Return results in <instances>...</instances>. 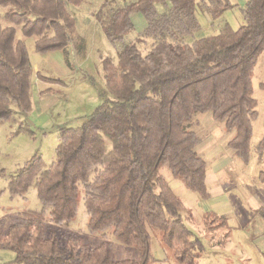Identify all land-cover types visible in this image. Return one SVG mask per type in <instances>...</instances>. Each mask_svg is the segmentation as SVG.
I'll use <instances>...</instances> for the list:
<instances>
[{
	"label": "trees",
	"instance_id": "1",
	"mask_svg": "<svg viewBox=\"0 0 264 264\" xmlns=\"http://www.w3.org/2000/svg\"><path fill=\"white\" fill-rule=\"evenodd\" d=\"M84 1L0 0V7L10 8L5 18L21 26L25 37H38L34 49L44 55L68 47L75 22L67 5L79 7ZM121 1L112 6L106 0L94 13L117 54V60L101 57L106 98L79 126L59 130L49 166L36 154L8 180L11 198L36 189L41 209L20 211L0 235V246L16 254L4 264H161L153 240L178 264H199L207 249L188 226L183 213L193 221L192 213L163 170L188 191L210 198L207 162L197 152L202 141L190 128L198 113L222 123L232 133L227 147L243 164L251 161L264 0H247L239 8L238 27L223 20L236 8L229 0ZM201 13L219 24L217 33L196 37L203 30ZM134 14L147 22L142 38L153 40L146 53L135 41L127 42L135 30ZM33 73L15 26L0 21V122L14 116V106L32 111ZM255 149L263 157L264 135ZM81 204L88 231L104 238L99 245L59 230L77 219ZM258 214L264 219V207L253 217ZM202 225L206 233L224 230L219 246L227 244L234 228L240 230L215 212H206ZM109 233L138 257L115 259Z\"/></svg>",
	"mask_w": 264,
	"mask_h": 264
},
{
	"label": "rangeland",
	"instance_id": "2",
	"mask_svg": "<svg viewBox=\"0 0 264 264\" xmlns=\"http://www.w3.org/2000/svg\"><path fill=\"white\" fill-rule=\"evenodd\" d=\"M104 1L106 0H85L79 7L67 5L69 14L74 18L75 33L70 34V43L62 54H59L60 51L44 54L47 64L44 63L41 67L42 75L38 74V82L42 81L39 83V88L44 85L52 89L47 90L46 96L42 97L37 94L35 88L32 97L33 108L30 113H25L14 106V116L8 121L0 122V235H3L9 225L17 220L20 211L41 209L34 188H31L24 198H11L7 190L11 176L36 154L42 156L46 167L49 166L56 157L59 130L63 127L79 126L103 102V98H106L101 57L117 60V54L101 26L92 17V13L96 12ZM109 2L112 6H116L122 1L109 0ZM9 9V7H0L2 25L15 26L18 40L28 38L22 34L21 26L14 25L5 18ZM224 16L223 20L234 27L242 23L243 17L241 18L239 9L230 10ZM132 19L135 30L127 42L135 41L139 49L146 53L153 44L152 39L141 36L147 22L140 14H134ZM201 21L203 30L196 32V37L218 32L219 24H212L211 20L202 13ZM52 34L53 31L48 30L47 35ZM29 38L26 40V46L30 52V60L40 63L41 59L37 60V58L41 55L35 52V42ZM81 41H84L87 48L79 45ZM60 57L63 64L56 61ZM43 75L52 79L60 78L61 83L57 86L46 84L42 80ZM35 81H37L36 77ZM254 96L259 103V115L254 122L251 161L247 165L240 162L227 147L232 133L228 132L222 123L214 121L210 113H198L190 126L202 141L197 152L207 162L208 185L215 191L212 192L211 199L203 200L198 194L188 191L167 169L163 170L171 188L192 213L193 221H188L187 213H183L188 226L202 239L207 249L199 264H264V219L259 214L251 217L252 213L261 208V204L264 206V180L261 175H264V155L260 157L255 149L264 135V52L255 68ZM222 199L225 205L221 202ZM214 207L220 211H218L220 214L227 215L232 228L238 225L243 229L241 227L243 222L249 221L243 231L234 228L225 246H219L218 243L224 230L206 233L202 225V217ZM87 220L88 215L81 204L77 219L69 225L60 226L59 230L79 233L87 243L99 245L104 238L101 234H91L88 231ZM108 239L113 243L115 259L138 257L134 248L123 245L115 237L113 238L111 233L108 234ZM157 241L153 240L152 243L157 260H162L161 264H178ZM161 251L165 252L163 259L160 258ZM15 257V252L0 246V264L11 262Z\"/></svg>",
	"mask_w": 264,
	"mask_h": 264
},
{
	"label": "crops",
	"instance_id": "3",
	"mask_svg": "<svg viewBox=\"0 0 264 264\" xmlns=\"http://www.w3.org/2000/svg\"><path fill=\"white\" fill-rule=\"evenodd\" d=\"M234 6H236V8L235 9H239L240 7H242V6H244V4L246 3V1L247 0H229ZM234 9V10H235ZM95 13V12H94ZM94 13H92V17H93V19L95 20V22H97V20L95 19V17H94ZM230 14V13H229ZM98 23V22H97ZM75 32H73V34H74ZM28 38H24V39H22V41L26 44V40H27ZM29 39H32L33 40V42H36V40H37V37H35L34 36V38L32 37V38H29ZM84 39V38H83ZM79 40H80V37H79ZM34 45H35V43H34ZM79 45H81L82 47H85V48H87V46L86 45H84V41H81L80 42V44ZM71 47V46H70ZM30 53V52H29ZM63 52L62 51H60L59 52V54H62ZM41 55V54H40ZM47 55V54H46ZM46 55H41L40 56V58H37V60L38 59H41V61H40V63L39 62H36V63H34V62H32V64H33V68H34V73H33V75H32V89H31V99H32V97H33V95H34V89L36 88V90H37V94H39V96L41 95L42 97H44V95H45V93H46V91L47 90H49V89H52V87H47V86H44L43 85V87L40 89L39 88V83H42V81H39L38 82V74L39 75H42V70H41V67H42V65L45 63V64H47V59H46ZM56 61H58L59 63H61V64H63V60H62V58L60 57L59 59H57ZM42 63V64H41ZM71 72V71H70ZM35 77L37 78V81H35ZM43 77H46V78H49V77H47V76H45V75H43ZM52 79V78H51ZM53 79H59V80H62V79H60V78H53ZM46 84H49V83H46ZM51 85H53V84H51ZM54 86H57V84H54ZM46 96V95H45ZM207 179H208V174H207ZM207 181V186H208V189H209V192H210V198L209 199H211L212 198V192H215L214 191V189L212 190L210 187H209V185H208V180H206ZM212 190V191H211ZM217 196V195H216ZM218 197V196H217ZM201 198V197H200ZM209 199H207V200H209ZM204 200V199H203ZM218 200H219V198H218ZM220 201V200H219ZM223 204H224V202H223V199H222V201H221ZM225 205V204H224ZM217 206V205H216ZM260 207L262 208V207H264L262 204L260 205ZM219 208V207H218ZM220 208H222V207H220ZM261 208H259L258 210H256V212H258ZM216 207H214V209L213 210H211V211H208V212H215V213H217V214H220L219 212V210H217V212H216ZM219 211V212H218ZM256 212H254V213H256ZM254 213H252V215H251V217H253V215H254ZM220 215H224V216H226L227 217V215H225V214H220ZM229 224H230V222H229ZM249 224V221L247 220V221H244L243 222V224H242V228L244 229V227L245 226H247ZM238 226V225H237ZM237 226H233V227H237ZM243 229H240V230H242L243 231ZM239 230V231H240ZM232 236V235H231ZM160 258H164L165 257V252L163 251H161V254H160ZM162 261V260H161Z\"/></svg>",
	"mask_w": 264,
	"mask_h": 264
}]
</instances>
